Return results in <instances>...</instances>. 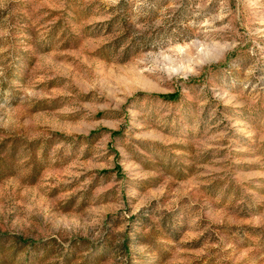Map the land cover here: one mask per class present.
I'll return each mask as SVG.
<instances>
[{
    "label": "rangeland",
    "instance_id": "1",
    "mask_svg": "<svg viewBox=\"0 0 264 264\" xmlns=\"http://www.w3.org/2000/svg\"><path fill=\"white\" fill-rule=\"evenodd\" d=\"M0 264H264V0H0Z\"/></svg>",
    "mask_w": 264,
    "mask_h": 264
},
{
    "label": "trees",
    "instance_id": "2",
    "mask_svg": "<svg viewBox=\"0 0 264 264\" xmlns=\"http://www.w3.org/2000/svg\"><path fill=\"white\" fill-rule=\"evenodd\" d=\"M157 98L162 99L164 101H174L176 99L173 94H171V95H161V96H157Z\"/></svg>",
    "mask_w": 264,
    "mask_h": 264
}]
</instances>
